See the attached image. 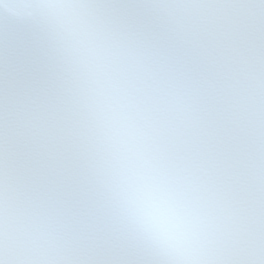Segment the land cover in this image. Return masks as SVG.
<instances>
[{
	"label": "snow or ice",
	"instance_id": "snow-or-ice-1",
	"mask_svg": "<svg viewBox=\"0 0 264 264\" xmlns=\"http://www.w3.org/2000/svg\"><path fill=\"white\" fill-rule=\"evenodd\" d=\"M0 264H264V0H0Z\"/></svg>",
	"mask_w": 264,
	"mask_h": 264
}]
</instances>
